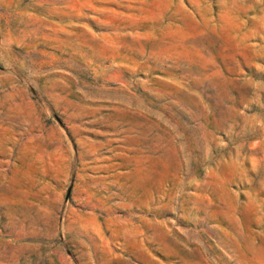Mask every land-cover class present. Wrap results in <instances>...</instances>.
I'll use <instances>...</instances> for the list:
<instances>
[{
  "label": "rangeland",
  "instance_id": "1",
  "mask_svg": "<svg viewBox=\"0 0 264 264\" xmlns=\"http://www.w3.org/2000/svg\"><path fill=\"white\" fill-rule=\"evenodd\" d=\"M0 264H264V0H0Z\"/></svg>",
  "mask_w": 264,
  "mask_h": 264
}]
</instances>
